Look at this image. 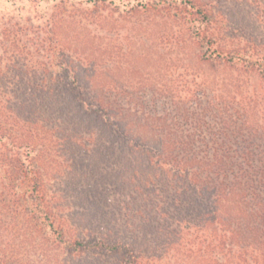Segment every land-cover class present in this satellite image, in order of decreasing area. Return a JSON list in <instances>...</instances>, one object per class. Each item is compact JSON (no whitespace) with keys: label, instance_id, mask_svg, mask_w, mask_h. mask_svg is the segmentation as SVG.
Returning a JSON list of instances; mask_svg holds the SVG:
<instances>
[{"label":"trees","instance_id":"obj_1","mask_svg":"<svg viewBox=\"0 0 264 264\" xmlns=\"http://www.w3.org/2000/svg\"><path fill=\"white\" fill-rule=\"evenodd\" d=\"M244 122L264 137V0H59L8 22L0 264H264Z\"/></svg>","mask_w":264,"mask_h":264},{"label":"rangeland","instance_id":"obj_2","mask_svg":"<svg viewBox=\"0 0 264 264\" xmlns=\"http://www.w3.org/2000/svg\"><path fill=\"white\" fill-rule=\"evenodd\" d=\"M58 1L59 0H0V33L8 22L12 23L16 21V22H23L25 24H33L37 17L42 16L45 13L51 12L53 6ZM246 10H248V6H246L245 4L233 7L234 18L239 17L238 19L241 21L242 19H247L239 24L237 23V25L240 27L244 24L250 23L248 21H250L251 18L247 17L248 14H246L247 13ZM251 24L252 26H254L253 22ZM250 30H252V28ZM115 32L118 33L121 31H115ZM253 32H254V29H253ZM112 36H113V43L123 44V47H125V45L127 44L126 39H122L119 36L116 37V33L114 32L112 33ZM197 82H199L198 79H197ZM246 85H247L246 83H243L242 89L244 90L248 88L250 89V87ZM245 122L242 123V128H243L242 132L245 133V129H248L249 132L255 133V127L254 128L248 127L250 125H248ZM259 134L260 132L255 133V136L252 135L249 138H245L244 142H238V144L241 146L242 145L250 146L257 150L262 151L264 150V137H262Z\"/></svg>","mask_w":264,"mask_h":264}]
</instances>
